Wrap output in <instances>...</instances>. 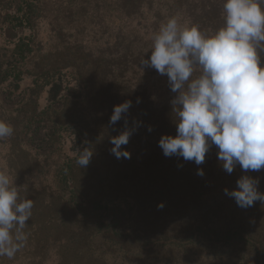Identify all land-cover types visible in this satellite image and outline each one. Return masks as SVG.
Wrapping results in <instances>:
<instances>
[{
	"label": "rangeland",
	"instance_id": "rangeland-1",
	"mask_svg": "<svg viewBox=\"0 0 264 264\" xmlns=\"http://www.w3.org/2000/svg\"><path fill=\"white\" fill-rule=\"evenodd\" d=\"M34 3L29 27L13 29L7 15L19 0H0V120L14 129L0 139V169L34 202L25 246L0 264H264V202L241 208L224 191L246 174L264 193V169L245 173L237 165L229 174L214 146L201 165L166 157L158 146L171 135L167 108L158 112L169 85L140 65L154 34L139 8L148 0ZM20 37L31 53L17 66L14 88L5 76ZM44 77L62 78L55 100L49 86L41 89ZM124 101H131L128 112L109 124ZM126 129L130 158L117 159L110 137ZM83 150L92 156L80 168ZM128 208L135 226L116 222ZM133 231L139 238L122 239ZM250 239L260 244L258 256Z\"/></svg>",
	"mask_w": 264,
	"mask_h": 264
},
{
	"label": "clouds",
	"instance_id": "clouds-1",
	"mask_svg": "<svg viewBox=\"0 0 264 264\" xmlns=\"http://www.w3.org/2000/svg\"><path fill=\"white\" fill-rule=\"evenodd\" d=\"M222 23L202 30L173 16L152 35L150 52L140 65L166 75L175 96V135H161L158 146L166 157H182L201 165L215 146L222 168L231 174L264 169V0H221ZM131 101L114 105L109 124L122 119ZM151 131V128H149ZM11 124L0 120V139L11 137ZM124 130L110 137L111 153L130 158L122 146L131 135ZM76 163L85 168L91 151H79ZM203 175L202 169H197ZM15 179L0 169V257L12 259L25 246L24 229L34 202L20 194ZM258 179L241 175L225 194L241 208L264 202ZM163 207V205H159Z\"/></svg>",
	"mask_w": 264,
	"mask_h": 264
},
{
	"label": "trees",
	"instance_id": "trees-1",
	"mask_svg": "<svg viewBox=\"0 0 264 264\" xmlns=\"http://www.w3.org/2000/svg\"><path fill=\"white\" fill-rule=\"evenodd\" d=\"M35 7L36 6L34 0H19V4L14 7L15 9L14 13L7 15V22L12 25L11 27L13 29L22 26H24V28L29 27L31 20L34 17ZM11 8L13 7H10L9 9ZM139 8L143 12V13L141 12L142 15L146 14L149 17L148 20L152 22L153 33L158 31L159 27L163 23H165L169 17H173V16H175L177 19L182 18L180 20V22L182 23L191 22L194 24H198L202 30L214 29L222 23L221 0H157V1L148 0V3L145 6H140ZM29 53H31V46L29 44V39L26 37L18 38V41L16 42V44L12 49L13 61L12 63H10L9 68L6 69V76H5V78L10 77L12 79V81L14 82V88L19 87L18 83L21 80L20 72L17 69V66L27 57ZM47 79L48 78H45L44 81L46 82L42 84L43 86L41 87V89L45 88V86H49L47 91L48 99L55 100L59 95H61V92L63 91L62 78L58 77L52 80H47ZM174 96L175 93H172L169 88L168 91L169 100H167L168 104L166 103V105L161 109H159L158 111L163 113L164 112L163 109L167 108L168 122L166 121L165 122L168 123L167 125L170 128L169 130L171 132V135L176 134L175 125L173 123V120H175V115L172 114L171 104H170V101ZM80 140L81 139L76 134V137L74 138V143H76L75 144L76 148L80 147L81 145ZM209 159L211 160V158ZM63 183L66 188H69L67 186L68 184L66 181H64ZM70 192L73 193L72 188L70 189ZM70 197L72 199L73 194ZM117 217H118L116 221L117 223L123 222L124 225L126 223L127 226H135V223L132 218V210L130 208L126 210V213L125 211H123V213L117 214ZM196 226H203V225L199 222ZM138 233L139 232L136 231L130 232L128 234H125L122 239L124 240L126 237L128 239H131L133 237L139 238V236H137ZM245 241L252 246V248L256 252V255L258 256L260 254V244L251 239Z\"/></svg>",
	"mask_w": 264,
	"mask_h": 264
}]
</instances>
